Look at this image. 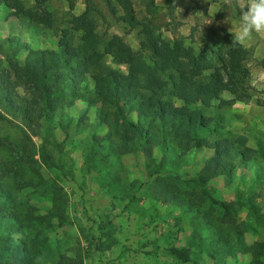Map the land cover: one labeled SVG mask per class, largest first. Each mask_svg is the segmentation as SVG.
Masks as SVG:
<instances>
[{
  "label": "rangeland",
  "instance_id": "rangeland-1",
  "mask_svg": "<svg viewBox=\"0 0 264 264\" xmlns=\"http://www.w3.org/2000/svg\"><path fill=\"white\" fill-rule=\"evenodd\" d=\"M20 1L35 8L34 0ZM148 1L132 0L135 19L158 38L181 39L195 54L201 47L214 51L225 33L232 35L225 29L235 31L239 24L234 14L240 10L235 12L225 0ZM93 4L96 9L90 16L95 34L103 40L118 35L136 49L140 26L128 28L100 0ZM43 7L52 14L50 27L0 11V69L7 66L10 53L6 38L15 36L32 48H56L60 30L69 26L68 20L84 9V3L45 0ZM242 47L247 50L244 65L249 69V98L221 110L224 125L219 135L241 137L250 147L264 148V33ZM18 53L20 59L22 53ZM102 60L126 71L125 65L109 56ZM17 91L25 95L21 88ZM221 96L230 97L227 93ZM96 107L87 98L77 99L50 119H40L36 126L1 112L0 159L9 167L2 180L13 187L10 205L17 216L34 219L23 222L26 226L21 231L11 232L21 248L37 251V264H54L57 252L78 257L83 264H248L249 255L238 252L221 263L207 256L208 229L184 209L160 202L151 191L155 175L192 176L204 160H217L213 151L202 147L190 151L179 166L171 163L172 154L161 158L158 149L151 159L139 151L117 154L103 138L105 129L95 116ZM179 186L181 191L189 189L182 180ZM207 188L221 201H242L250 194V203L264 211V167L256 177L250 169L235 168L228 185L214 179ZM208 206L205 201L203 207ZM235 221L248 225L243 233L246 244L264 240V220L245 206H235ZM38 241L36 250L33 244ZM170 246L187 249L190 261L173 259L167 252Z\"/></svg>",
  "mask_w": 264,
  "mask_h": 264
},
{
  "label": "trees",
  "instance_id": "trees-1",
  "mask_svg": "<svg viewBox=\"0 0 264 264\" xmlns=\"http://www.w3.org/2000/svg\"><path fill=\"white\" fill-rule=\"evenodd\" d=\"M44 1L34 0L32 8L20 0H0V11L50 27L52 14L43 7ZM100 2L124 26H140L137 48L129 47L118 35L106 40L98 37L90 16L96 9L93 0H83L84 9L60 30L56 48H32L15 36L5 39L10 53L7 66L0 69V115L3 112L36 126L40 119L48 120L75 100L87 98L97 105L95 116L105 129L103 138L117 154L139 151L151 159L158 149L161 158L172 154L171 163L179 166L190 151L211 149L217 160H204L192 176L155 175L152 194L162 203L184 209L208 229L205 254L210 258L221 263L238 252L249 255L248 264H264V240L244 242L248 225L235 221V206H245L262 220L264 211L250 203V194L242 201H221L207 188L214 179L228 185L235 168L250 169L256 177L264 167L262 146L253 148L241 137L219 135L224 125L221 110L249 98V69L244 65L247 50L231 45L232 35L225 33L214 51L201 47L195 54L181 39L158 38L139 23L132 0ZM148 2L152 4V0ZM18 52L22 53L20 59ZM104 55L125 65L126 71L105 65ZM222 93L230 97L223 98ZM94 140L99 138L94 136ZM8 168L0 159V264H37V251H24L11 237V232L26 226L23 222L34 219L29 215L22 219L11 207L13 187L2 180ZM181 180L189 189L181 191ZM205 201H209L208 208L203 207ZM35 244L37 250L40 241ZM167 252L181 263L190 261L185 248L170 246ZM54 264L83 263L78 257L57 252Z\"/></svg>",
  "mask_w": 264,
  "mask_h": 264
},
{
  "label": "clouds",
  "instance_id": "clouds-1",
  "mask_svg": "<svg viewBox=\"0 0 264 264\" xmlns=\"http://www.w3.org/2000/svg\"><path fill=\"white\" fill-rule=\"evenodd\" d=\"M226 4L236 12L238 8L239 24L235 31L232 27L231 45L244 46L257 34L264 33V0H225Z\"/></svg>",
  "mask_w": 264,
  "mask_h": 264
},
{
  "label": "crops",
  "instance_id": "crops-1",
  "mask_svg": "<svg viewBox=\"0 0 264 264\" xmlns=\"http://www.w3.org/2000/svg\"><path fill=\"white\" fill-rule=\"evenodd\" d=\"M232 26H234L233 25V23H230ZM230 24H228V23H226V25H230ZM222 27H223V25H222ZM228 28V29H227ZM225 30H229V27H227Z\"/></svg>",
  "mask_w": 264,
  "mask_h": 264
}]
</instances>
